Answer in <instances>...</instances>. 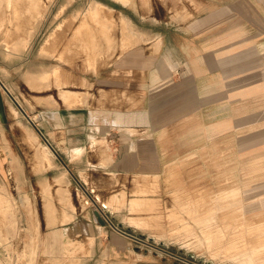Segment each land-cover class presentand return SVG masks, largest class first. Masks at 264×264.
<instances>
[{
  "label": "rangeland",
  "instance_id": "rangeland-1",
  "mask_svg": "<svg viewBox=\"0 0 264 264\" xmlns=\"http://www.w3.org/2000/svg\"><path fill=\"white\" fill-rule=\"evenodd\" d=\"M28 1L0 0V92L10 108L1 104L0 135L7 137L12 172L0 190V264H84V258L105 264L101 254L80 253L87 245L102 246L101 240L65 235L116 232V226L138 238L132 245L160 264H252L250 249L255 264H264V85L262 96L240 100L245 105L237 106L232 134L189 144L187 152L175 144L160 175L110 177L101 167L81 174L80 153L69 156L58 142L59 136L89 134L83 128L89 110L98 122L113 124L119 114H129L138 76L144 107L148 72L179 51L177 40L170 45L171 33L179 38L170 24L185 23L194 0H39L36 8ZM94 1L106 6L105 18L113 17L106 39L96 37L104 32L90 13ZM125 19L142 35L133 43L124 36ZM20 34L22 44L16 43ZM39 75L48 78L44 86L32 79ZM62 189L70 202L60 198ZM242 217L246 227L229 219ZM204 231L224 235L207 240Z\"/></svg>",
  "mask_w": 264,
  "mask_h": 264
},
{
  "label": "crops",
  "instance_id": "crops-1",
  "mask_svg": "<svg viewBox=\"0 0 264 264\" xmlns=\"http://www.w3.org/2000/svg\"><path fill=\"white\" fill-rule=\"evenodd\" d=\"M194 2L192 16L185 23H180L179 28L170 24V32L179 31V38L171 33L169 42L174 46L178 41L179 51L167 53L160 69L148 72V98L143 108L138 76L129 114H119L113 124L109 120L98 122L89 110L83 126L89 134L84 139L71 134L63 140L58 137V142H64L69 149V156L80 153L75 159L82 158L81 174L101 167L108 176L160 175L159 168L172 157L175 144L180 145V153L187 152L192 148L189 144L217 142L232 134L239 124L237 106L245 105L241 101L263 95V0ZM163 39L167 40L166 36ZM1 104L10 109L0 92V109ZM6 139L0 135V190L6 189L12 177L3 146ZM114 143H118L117 148L111 146ZM97 145L100 150L95 148ZM106 156L110 161L104 163ZM145 159L149 162L145 163ZM75 235H65V239L101 240L102 246L96 242L97 246L87 245L80 253L101 254L105 264H160L153 262L151 253L132 245L135 238L119 230ZM50 242L54 245V239ZM83 260L89 264V259Z\"/></svg>",
  "mask_w": 264,
  "mask_h": 264
},
{
  "label": "bare ground",
  "instance_id": "bare-ground-1",
  "mask_svg": "<svg viewBox=\"0 0 264 264\" xmlns=\"http://www.w3.org/2000/svg\"><path fill=\"white\" fill-rule=\"evenodd\" d=\"M38 1H39V0H29L28 3H27V6H29V7H34V6H35V8H36V5L38 4ZM127 1H130V0H127ZM8 4H9L10 7H12V8L14 9V11H16V10L18 9L17 7H13V6H14V2H13V1H9ZM32 5H33V6H32ZM38 6H39V5H38ZM101 7L104 9V7H106V6H105L104 4L99 3L98 1H94V2H93V7H92V9H91V11H90V13H91L92 15H91V14H90V15H91L92 17H94V19H95V21H96V24H97L98 27H99V28L97 27V28L99 29V31L104 32L103 34H102V33H98V36H96V37H97V38H98V37L100 38L101 36H103V37L106 39L107 36H108V35H107V29H113L112 26H111V25H114V24L112 23V22H113V20H112L113 17L111 18V17L107 16V18H105V14H103V12H101V11L103 10V9H101ZM19 8H20V7H19ZM27 8H28V7H27ZM38 8H39V7H38ZM38 8H37V9H38ZM20 9H21V8H20ZM30 9L32 10V8H30ZM22 10H23V9H22ZM27 11L30 12L29 9H28ZM35 11H36V10H35ZM37 11H38V10H37ZM24 12H25V11H24ZM31 12L34 13V11H31ZM33 13H32V15H35V14H33ZM35 13H36V12H35ZM101 13H102V14H101ZM32 15H31V16H32ZM31 16H30V17H31ZM36 16H37V15H36ZM32 17H34V16H32ZM28 20H30V19H28ZM28 20H27V21H28ZM21 21H22V20H21ZM28 22H30V21H28ZM14 23H15L16 25L19 26V23H20L19 18H17V19H16V22H14ZM23 24H24V23H23ZM23 24H22V25H23ZM20 26H21V25H20ZM20 26H19L18 28H20ZM134 26H135V25L133 24V22H132L131 20H129V19H125V29H124L125 32H124V33H126V34H124V36L126 35V36H125L126 40H127V41H130L131 43H133L134 41H136V40H138L140 37H142L141 33H140L139 31H137V30H136L137 28L134 27ZM105 34H106V35H105ZM146 36H148V35H147V34H144V37H146ZM19 37H20V38H18V41H17L16 43H18V44H22V42L24 43L25 40L22 38L23 35H22V37H21V34H20ZM96 37L93 36L92 39H96ZM103 37H102V38H103ZM109 38H110V37H108V39H109ZM100 39H101V38H100ZM19 41H22V42L20 43ZM16 43H15V44H16ZM17 46H19V45H17ZM17 46H16V47H17ZM19 47H21V46H19ZM39 76H40V77H39ZM39 76H32V77H33L32 79L35 80V83H36V84H38V83H39V84H41V83L43 84L46 80H48V78H46V79L42 78V75H39ZM30 77H31V76H28L29 79H30ZM34 77H35V78H34ZM32 79H30V80L32 81ZM46 82H48V81H46ZM33 84H34V82H33ZM36 84H35V85H36ZM44 84H45V83H44ZM44 84H43V86H44ZM35 85H34V86H35ZM47 86L49 87V85L46 84V87H47ZM39 88H40V87H39ZM47 101H48V100H47ZM49 101H50V100H49ZM49 101H48V103H50V102L52 103V102H53V104H54V106H55L54 101H50V102H49ZM56 104H57V103H56ZM51 105H52V104H51ZM49 157L52 158V155H51V156L49 155ZM189 159H190V158H189ZM258 160H259V159H258ZM239 164H240V163H239ZM219 169H221V168H219ZM64 178H65V177H64ZM62 179H63V178H62ZM57 183H58V182H57ZM60 183H61V182H60ZM46 184H47V183H46ZM48 185H49V184H48ZM53 185H54V184H53ZM219 185H220V184H219ZM49 187H50V186H49ZM49 187H48V189H49ZM51 187H52V186H51ZM51 187H50V188H51ZM58 187H60V186L58 185ZM48 189H47V190H48ZM54 190H55V189H54ZM62 190H63V191L58 190V191H59V195L61 196L60 198L63 199L64 201L67 200L68 202H70L71 200H70V198H69V196H68V194H67L66 189H65V190L62 189ZM232 190H233V189H231V192H232ZM236 190H237V189H236ZM240 190H241V189H240ZM58 191H57V192H58ZM236 193H239V192H236ZM212 195H214V194H212ZM233 195H234V194H233ZM233 195H232V196H233ZM235 195H236V194H235ZM238 196H239V195H238ZM238 196L236 195V197H238ZM205 197H207V194H206ZM210 197H211V196H210ZM223 197H224V196H223ZM223 197H221V198H223ZM225 197L228 198V196H225ZM225 197H224V198H225ZM239 199H240V198H239ZM235 200H236V199H235ZM61 201H62V200H61ZM239 201H240V200H239ZM65 203H66V202H65ZM223 203H225V202H223ZM237 203H238V202H237ZM237 203H236V204H237ZM239 203H240V202H239ZM66 204H67V203H66ZM69 204H70V203H69ZM69 204H68V205H69ZM234 204H235V203H234ZM234 204H232V205H234ZM236 204H235V205H236ZM70 205H71V204H70ZM70 205H69V206H70ZM224 205H225V204H224ZM71 206H72V205H71ZM226 206H227V205H226ZM228 206H229V205H228ZM222 207H225V206H222ZM225 208H226V207H225ZM240 208H241V207H240ZM212 209H213V208H212ZM223 210H224V209H223ZM52 213H53V212H52ZM64 214H65V213H64ZM66 214H67V213H66ZM241 214H243V212H242ZM237 215H238V214H237ZM64 217H65L66 220H68V219L71 218L69 215H66V216H64ZM230 217H231V216H230ZM237 217H238V216H237ZM229 219H230L231 221H234V222H237V223H241V224L244 223L243 217H242V219H239V218H234V219L229 218ZM248 219H249V218H248ZM248 219H247V221L250 220V219H249V220H248ZM256 219H257V218H256ZM66 220H65V221H66ZM250 221H251V220H250ZM263 221H264V220H263ZM207 222H208V221H207ZM257 222H258V221H257ZM249 224H250V222H249ZM249 224L247 223V225H249ZM252 224H253V223H252ZM242 225H243L244 227H246L244 224H242ZM217 228H218V227H216V229H217ZM216 229H215V230H216ZM259 229H260V228H259ZM204 230H205V229H204ZM256 230H258V229H256ZM213 231H214V230H213ZM258 231H259V230H258ZM261 231H262V230H261ZM204 232H205V231H204ZM208 232H209V231H208ZM210 232H211V231H210ZM210 232H209V233H210ZM221 233H222V231H221ZM221 233H219V234H221ZM257 233H258V232H257ZM205 234H206V232H205ZM222 235H224V234H222ZM222 235H217V234L214 235L213 233H212V234L210 233V234H206L205 237H206L207 240H216V239H218V237H221ZM4 238H5V237H4ZM4 238L1 237L0 240L2 241V239H4ZM202 238H204V237H202ZM258 239H259V238H258ZM263 243H264V242H262V244H263ZM262 244H261V245H262ZM257 246L259 247V244H258ZM257 246H256V247H257ZM251 250H252V249H250V250L248 251L249 253L246 252V253H248V255H247L248 257H247V256H246V257H247L248 260H249V261H247V263L249 262V263L255 264L254 259H253V256H252V255L249 256V254L252 253ZM258 250H259V249H258ZM262 250H263V248H262L259 252H261ZM259 252H258V253H259ZM246 253H244V254H246ZM259 255H260V254H259ZM246 257L244 258L245 260H246ZM241 259H242V258H241ZM242 260H243V259H242ZM242 262H243V261H241L240 263H242ZM244 264H245V262H244Z\"/></svg>",
  "mask_w": 264,
  "mask_h": 264
},
{
  "label": "water",
  "instance_id": "water-1",
  "mask_svg": "<svg viewBox=\"0 0 264 264\" xmlns=\"http://www.w3.org/2000/svg\"><path fill=\"white\" fill-rule=\"evenodd\" d=\"M116 228H117L119 231L125 233V234L128 235V236L133 237V238H135V239H138V238H136L135 236L131 235L130 233H127V232L123 231L120 227L116 226Z\"/></svg>",
  "mask_w": 264,
  "mask_h": 264
},
{
  "label": "built area",
  "instance_id": "built-area-1",
  "mask_svg": "<svg viewBox=\"0 0 264 264\" xmlns=\"http://www.w3.org/2000/svg\"><path fill=\"white\" fill-rule=\"evenodd\" d=\"M118 230V229H117Z\"/></svg>",
  "mask_w": 264,
  "mask_h": 264
}]
</instances>
